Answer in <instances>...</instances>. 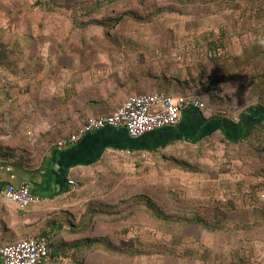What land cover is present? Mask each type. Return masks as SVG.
Segmentation results:
<instances>
[{
	"label": "rangeland",
	"instance_id": "1",
	"mask_svg": "<svg viewBox=\"0 0 264 264\" xmlns=\"http://www.w3.org/2000/svg\"><path fill=\"white\" fill-rule=\"evenodd\" d=\"M153 7L159 11L142 22L126 17L111 28L93 23L126 11L145 13ZM263 32L264 0H46L40 4L0 0V147L8 150L6 139L18 134L21 148L31 150L23 149L24 154L33 155V161L40 159L68 133L64 124L51 128L52 137L37 132L42 108L59 99L63 89L98 83L127 68L165 74L181 82L202 70L213 76L214 60L237 57L241 45ZM247 78L245 72L212 92L218 106L209 104L210 111L202 113L208 117L216 108L236 121L253 102L245 87ZM192 94L202 96L196 89ZM209 98L205 95L202 100L206 104ZM173 160L189 164L195 172L183 170ZM262 166L264 130L235 145L225 144L215 133L198 144L178 143L147 161L113 152L92 169L90 187L105 180L126 183L130 193L134 189L157 192L171 202V215H199L210 222L224 218L225 233L220 240L201 229L175 237L168 227L135 223L116 238L121 252H107L94 244L88 251L64 254H79L87 264H264ZM83 198L82 213L88 203L86 195ZM176 200H193L203 206L184 209ZM251 237L256 238L238 243Z\"/></svg>",
	"mask_w": 264,
	"mask_h": 264
},
{
	"label": "trees",
	"instance_id": "2",
	"mask_svg": "<svg viewBox=\"0 0 264 264\" xmlns=\"http://www.w3.org/2000/svg\"><path fill=\"white\" fill-rule=\"evenodd\" d=\"M130 1L131 0H124V2ZM104 8L109 7H103L100 9ZM111 8L114 9V7ZM153 9H155V7L145 13L126 11L124 13H119L116 17H110L111 19L107 18L104 22H100V19H96L93 23L103 26L104 28H111L120 24V22L126 17L137 22H142L151 18L153 13L159 11L158 9ZM261 11L263 12V10ZM261 11L259 10V14L262 13ZM93 18H97V15L93 16ZM254 39V42H250L247 47H243L242 56L226 57L224 55L223 57H218L214 60V62H216L214 65L216 74L213 76H208L205 71L202 70L196 76H190L187 80L181 82L177 78H169L165 76V74L156 75L129 68L125 69L122 74H113L111 79L115 82L117 86L116 90L118 91L125 92L127 89L126 87H129L130 90L136 91L134 94H182L186 96H194L204 105V107L200 109L188 108L184 110L179 123L174 127L157 130L138 138H131L137 140L160 136L163 139L169 140L168 143H165L159 149H149L146 151L148 153L147 159L148 157L154 158L158 155L161 156L169 145L175 146L177 145V142L198 144L210 139L215 133H219L221 140L225 144L235 145L250 141L254 134L260 133L264 130V32L260 38L255 37ZM215 48L216 47H213V49ZM217 53H219V50ZM242 66L246 69L241 70ZM233 68L237 69V72L235 71V73H233ZM245 72L248 74V78L245 81V87L250 89L251 95H253L251 96L253 102L238 114L236 121L216 108L213 110L214 112L212 114L206 117L205 113H202V111H206V109L209 110V104L211 106L218 104L216 96L211 95L212 92H217L219 87L220 90L225 88L228 84H231L234 80L243 76ZM142 82L145 84H142ZM141 85L149 87L147 90L143 91L141 90ZM192 86L195 87L192 88ZM192 89H196L202 96L198 97L192 94ZM205 95L210 97L206 104L202 100V97ZM223 106L228 107V104H223ZM86 121L87 118L80 123L75 122L64 124L69 128L67 130L68 133L66 132V134L57 139L58 141L49 146L47 150L49 152L60 150L67 151L80 145L87 138L99 135L103 132L119 131L129 137L123 129L106 128L97 133L83 136L76 144H70L68 141L71 136L82 128ZM53 133L51 131L47 137H52ZM59 142L64 143V145L58 146ZM9 149H2L0 147V150L3 151V153L0 152V162L13 164L19 167L30 166L29 162L31 156H26L24 153L18 154L12 149L9 151ZM254 150L256 152L258 148H254ZM12 151L15 153H10ZM128 151H130L132 156L135 157L134 153L136 152H133L132 150ZM126 156H131V154ZM136 158L139 160L138 156H136ZM173 162L185 171L195 172V169L185 162L175 160H173ZM259 171L264 174V167L262 166ZM77 187L83 191V196L85 197L86 195L88 199L87 206L82 213L78 224L71 228V232L78 235L77 239L70 244L77 253L88 251V249L94 244L102 245L107 252H121L115 243L117 241L116 238L119 234H124V232H126L125 228L127 226L135 223L161 227L162 229L168 227L175 237L181 235L186 237L189 235L190 231H193V229H201L206 233L213 234L215 239H222V236L225 233L222 228L224 218H214L212 220L213 222H210L199 215L192 218L171 215L168 210V206H171V202L165 197H160L161 195L157 194V192L134 189L132 190V193H130V187L127 186L126 183L105 180L98 181L91 187L89 183H79L77 184ZM175 202L184 209H192L195 207V209H197L202 208L203 206L201 202L193 200H176ZM235 228H239L238 224H235ZM261 228L260 232L264 234V226ZM179 230L182 231V233H180ZM254 238L256 237L246 239L241 238L238 240V243L242 240L254 241ZM51 247L52 245L50 244L48 253L50 252ZM80 249L84 250L79 251Z\"/></svg>",
	"mask_w": 264,
	"mask_h": 264
},
{
	"label": "crops",
	"instance_id": "3",
	"mask_svg": "<svg viewBox=\"0 0 264 264\" xmlns=\"http://www.w3.org/2000/svg\"><path fill=\"white\" fill-rule=\"evenodd\" d=\"M249 44L250 42L247 45ZM247 45L240 46L241 53L237 57L243 55V47ZM146 85H141V90H147L149 86ZM116 87L115 82L108 78L98 83L90 81L85 85H75L66 91L63 89L58 94L59 99L42 108V120L37 132L46 136L58 124L80 123L86 118L110 114L129 94L136 92L129 87H126L125 92L118 91ZM21 138L18 134H13L6 139L5 144L19 154L25 152L23 149L31 152L27 147L21 148ZM168 142V139L160 136L134 140L122 132L111 131L91 136L67 151L47 150L44 157L35 161L32 160V155L31 165L27 167L0 162V190L7 185L28 184L31 192L38 198V202L25 209L0 200V242L14 244L29 237L50 236L52 247L42 264H87L88 260L81 262L80 255L72 257L64 254L76 252L70 244L78 235L71 232V228L78 224L85 200L83 191L78 189L77 184L88 183L89 179L94 178L92 169L104 156L120 150H132L139 160L142 161L144 157V161H147L146 151L159 149ZM170 147L173 145L166 149ZM69 181L74 184L70 185ZM81 250L84 249L79 251ZM140 264L166 263L160 261Z\"/></svg>",
	"mask_w": 264,
	"mask_h": 264
},
{
	"label": "built area",
	"instance_id": "4",
	"mask_svg": "<svg viewBox=\"0 0 264 264\" xmlns=\"http://www.w3.org/2000/svg\"><path fill=\"white\" fill-rule=\"evenodd\" d=\"M27 1L31 4L46 2V0ZM203 107V103L194 96L163 93L131 94L112 114L88 118L68 142L76 144L83 136L106 128L123 129L130 138H138L157 130L174 127L179 123L184 110ZM61 145L64 143L59 142L58 146ZM117 152L131 154L128 150ZM69 184L74 183L69 181ZM0 200L14 204L20 209L38 202V198L31 192L28 184L3 187L0 190ZM51 242L50 236L29 237L14 244L0 242V261L2 264H42L48 258Z\"/></svg>",
	"mask_w": 264,
	"mask_h": 264
}]
</instances>
